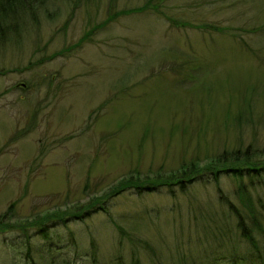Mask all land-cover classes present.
Returning a JSON list of instances; mask_svg holds the SVG:
<instances>
[{"label": "rangeland", "instance_id": "374dc122", "mask_svg": "<svg viewBox=\"0 0 264 264\" xmlns=\"http://www.w3.org/2000/svg\"><path fill=\"white\" fill-rule=\"evenodd\" d=\"M24 19L0 38V264L247 261L264 0H50ZM156 172L198 178L121 187Z\"/></svg>", "mask_w": 264, "mask_h": 264}, {"label": "trees", "instance_id": "16d2710c", "mask_svg": "<svg viewBox=\"0 0 264 264\" xmlns=\"http://www.w3.org/2000/svg\"><path fill=\"white\" fill-rule=\"evenodd\" d=\"M50 0H0V38L5 40L7 39V36L19 31V28L21 24H23V21L25 20L24 18L26 15H33L34 17L37 15V12L40 10H43ZM95 25V27H97ZM84 36H88V33ZM235 153H232V155ZM223 156V157H222ZM221 159H227L226 155H221ZM221 172H229L230 174L236 176L237 178L242 177L243 173L241 172L240 169H233V168H228L225 167L224 169H220ZM248 171L255 172L256 176L261 175L264 173V164L258 166V167H250L247 168ZM186 171V170H185ZM195 172V170H194ZM218 172V171H216ZM260 172V173H257ZM262 172V173H261ZM174 172H168L165 173L164 175L161 172H156L155 177L156 178H149L145 177L143 179H139L137 175L130 180L129 182L126 181V183H123L121 187H128L131 186L136 191L139 193L144 191V190H151L153 187L158 186V185H173L172 182H176L177 185H180L182 188H184L186 185V181L189 183L192 180H195L198 178L197 176L192 177L191 179H185L183 180L182 178L176 177L172 180H169L168 178H172L170 176H173ZM200 175V174H199ZM137 176V177H136ZM169 176V177H168ZM201 178L203 175H200ZM184 177V176H183ZM165 179V180H164ZM176 179V180H175ZM216 179V178H215ZM217 180V179H216ZM152 181V183L150 182ZM156 181V182H154ZM154 182V183H153ZM151 183V185H149ZM238 184L237 187V199L239 201L240 207H238V222L237 226L240 229V235L242 238H245L246 241L250 244V250H252L253 255H248L247 256V261L246 260H241L239 259L238 255L235 253L230 254V257L228 256V259L225 261L217 262V259H222L224 257H220L217 255V258L214 260V264H264V223H260L258 221V211L256 209L254 201L251 199L249 194H246L244 191V187L241 184ZM118 193V191H116ZM258 202L261 203V199H257ZM105 200L101 201L99 205H97L95 208H98L100 210L106 211V208L104 207ZM11 207H9L4 214L0 216V226L4 227L7 224H4L1 219L6 216L7 212L10 210ZM86 212L84 213H74L72 216L73 217H81L85 213L89 214L91 207H85ZM261 208H263L262 212L264 213V204H261ZM241 210L244 212L242 215ZM257 210V211H256ZM241 212V213H240ZM262 215V214H261ZM241 216V217H240ZM244 217L245 221L241 220V218ZM246 220H249L250 222H253L252 225H247ZM264 222V221H263ZM42 224V223H41ZM40 224V225H41ZM5 226V227H6ZM43 226V225H41ZM227 253V252H225ZM94 256V255H93ZM93 260L95 258L93 257ZM133 264V263H132Z\"/></svg>", "mask_w": 264, "mask_h": 264}]
</instances>
